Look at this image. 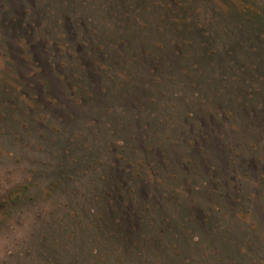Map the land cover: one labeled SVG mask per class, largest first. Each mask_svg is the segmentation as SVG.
<instances>
[{
  "label": "rangeland",
  "instance_id": "374dc122",
  "mask_svg": "<svg viewBox=\"0 0 264 264\" xmlns=\"http://www.w3.org/2000/svg\"><path fill=\"white\" fill-rule=\"evenodd\" d=\"M0 264H264V0H0Z\"/></svg>",
  "mask_w": 264,
  "mask_h": 264
}]
</instances>
